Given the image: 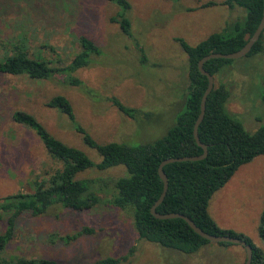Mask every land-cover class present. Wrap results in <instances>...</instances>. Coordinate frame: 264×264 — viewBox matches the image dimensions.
<instances>
[{"label":"rangeland","instance_id":"374dc122","mask_svg":"<svg viewBox=\"0 0 264 264\" xmlns=\"http://www.w3.org/2000/svg\"><path fill=\"white\" fill-rule=\"evenodd\" d=\"M126 1L131 35L113 21L122 11L113 1L0 0V59L12 54V41L20 37L24 40L19 44L31 56L46 57L57 68L68 65L80 50L79 36L100 48V55L91 57L93 63L75 71H57L46 79L0 73V198L32 192L33 181L59 166L36 131L16 122L13 112L32 114L51 135L82 150L94 163L101 157L84 142L76 124L98 143L154 142L183 109L189 79L181 41L195 45L211 33L229 30L246 16L243 8H229L223 0ZM262 39L264 44V30ZM72 77L81 84L71 85ZM219 83L229 91L227 111L247 132L264 125V49L226 63L214 75V84ZM59 94L69 100L74 122L46 105ZM112 96L141 113L127 116L111 104ZM127 175L123 165L94 166L78 172L76 178L92 180L91 191L105 200L116 192L113 181ZM263 209L264 155L241 165L213 193L208 205L218 226L243 233L264 249V237L258 233ZM132 211L101 201L83 210L55 204L41 215L23 212L12 238L0 251V264L2 259L16 257H47L69 264L107 257H122L117 264H245V249L238 244L208 242L187 254L142 239L134 229ZM0 213H4L0 216L2 233L8 212ZM84 227L92 232L80 233Z\"/></svg>","mask_w":264,"mask_h":264},{"label":"trees","instance_id":"16d2710c","mask_svg":"<svg viewBox=\"0 0 264 264\" xmlns=\"http://www.w3.org/2000/svg\"><path fill=\"white\" fill-rule=\"evenodd\" d=\"M109 1L115 2L122 9L117 17L112 18L113 21L119 23L124 34L131 35V23L125 14L129 9V3L126 0ZM222 3L229 8L235 6L243 8L246 12L245 19L235 22L229 30L209 34L195 45L181 41L187 54L189 79L183 109L176 115L175 122L166 133L154 142L134 146L112 141L98 143L83 127L76 124L75 129L82 134L84 142L96 149L101 157L99 162L94 163L82 150L66 145L51 135L32 114L21 110L13 112L12 116L16 122L26 124L36 131L47 152L54 160L59 161V166L46 172L44 178L33 181L32 192H19L0 198V211L8 212L6 228L0 233V251L12 238L17 218L23 212L41 215L55 204L73 210H83L101 201L123 209L130 207L133 210V225L138 236L160 246L191 254L210 242L195 233L182 218L159 219L151 213L150 208L163 189V181L158 174L160 162L169 157L196 156L203 151L193 135L201 97L208 83L207 77L198 68L199 60L211 52L229 53L240 49L261 20L263 0H223ZM208 4L211 5L213 2ZM262 36L263 31L246 56L263 51ZM22 40L24 37L12 41V54L5 53L0 59V73L25 74L31 78L46 79L57 71H75L87 66L94 62L92 59L94 56L100 55V48L91 39L79 36L80 50L68 65L57 68L50 65V60L46 57L31 56L29 50L19 44ZM232 60L211 58L203 63V68L214 77ZM69 82L71 85L81 84L80 80L74 77L69 78ZM261 98L264 104V95ZM228 99L229 91L226 86L223 83L214 84L207 95L204 117L198 126V136L200 141L207 145V155L201 160L178 161L164 165L163 171L168 179V188L156 211L182 213L208 233L241 238L252 246L251 264H264L263 248L255 245L243 233L221 228L208 212L209 200L213 193L225 185L241 165L258 155H264V125L253 133L247 132L227 111L225 104ZM108 100L122 113L132 118L141 113V110L126 106L113 96ZM46 105L58 109L74 122L71 104L62 94L51 97ZM117 165L125 166L128 175L113 181L112 186L116 192L105 200H101L91 191L92 180L76 178L78 172L90 167L107 169ZM3 214L0 213V216ZM89 232L92 230L84 227L80 233ZM258 233L264 237V209ZM60 239L70 240V236H61ZM121 258L107 257L87 264H117ZM1 263L69 264L47 257H16L2 259Z\"/></svg>","mask_w":264,"mask_h":264},{"label":"water","instance_id":"95a60500","mask_svg":"<svg viewBox=\"0 0 264 264\" xmlns=\"http://www.w3.org/2000/svg\"><path fill=\"white\" fill-rule=\"evenodd\" d=\"M264 29V0H263V12H262V17L261 20L253 32V34L248 38L246 43L238 50L229 52V53H221V52H211L205 56H203L199 62H198V68L200 72L207 77L208 83L207 87L205 88L203 95L201 97V102H200V111L199 114L195 120L194 123V128H193V135L194 138L197 142L202 147V153L196 156H181V157H169L164 160H162L158 166V174L160 178L163 181V189L162 192L159 196V198L156 200V202L151 206L150 211L151 213L159 219H168V218H182L187 222V224L193 229L195 233L200 235L202 238L210 241V242H229L232 244H238L244 247L245 249V264H251V258H252V246L247 243L245 240L238 238L236 236H231V235H216V234H211L208 233L204 230H202L200 227H198L188 216L178 213V212H169V213H159L156 211V207L162 202L167 188H168V179L166 174L163 171L164 165L171 163V162H178V161H188V160H201L206 157L207 155V145L202 143L199 139L198 136V126L199 123L202 121L204 117V112H205V102L207 95L210 93V91L213 88L214 85V77L212 74H210L208 71H206L203 68V63L211 58H227V59H237L246 56L249 51L251 50L252 46L255 44V42L258 41L262 31Z\"/></svg>","mask_w":264,"mask_h":264}]
</instances>
